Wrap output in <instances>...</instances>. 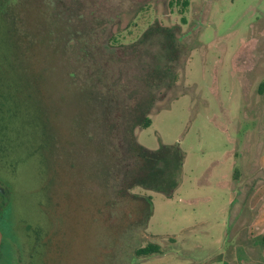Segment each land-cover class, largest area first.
<instances>
[{"label":"rangeland","instance_id":"obj_1","mask_svg":"<svg viewBox=\"0 0 264 264\" xmlns=\"http://www.w3.org/2000/svg\"><path fill=\"white\" fill-rule=\"evenodd\" d=\"M79 1L74 22L55 18L46 0L10 4L26 40L34 21L52 33L22 45L40 76L34 93L44 95L52 153L30 155L36 139L0 152L10 208L0 227L14 235L13 264H264V0H189L185 9L177 0ZM163 28L180 57L159 83ZM113 36L117 79L130 88L118 104L94 106L76 58ZM143 74L151 125L127 130L121 102L132 107L143 93L131 85ZM133 140L182 151L171 196L134 185ZM148 242L163 253L137 258Z\"/></svg>","mask_w":264,"mask_h":264},{"label":"trees","instance_id":"obj_2","mask_svg":"<svg viewBox=\"0 0 264 264\" xmlns=\"http://www.w3.org/2000/svg\"><path fill=\"white\" fill-rule=\"evenodd\" d=\"M12 1L17 0H0V152L3 153L5 147L8 150L10 146L15 150V147L20 145L21 139L30 143L36 139L30 155L37 154L43 160L47 153H52L47 124L50 118L43 108L44 95H35L34 93L35 90H38L36 86L40 83V76L38 72L34 73L28 70L25 64L26 53L22 48L23 42L26 40L23 34L24 27L22 28L16 21L17 16L15 8L12 7L14 6ZM177 2L182 9L189 5V0H177ZM79 3V0H46L47 8L52 9V15L65 22L81 20L82 13L74 12L75 5ZM21 11L23 12V10ZM32 26L34 33L32 38L27 36V43H36V35L40 40L52 35L48 28L36 24L35 21ZM116 40L117 37L113 36L109 37V40L102 41L99 45L86 44L80 57L76 58L81 67L79 65V69L74 72V75L76 73L82 78L83 89L92 94L94 106H97L100 101L118 104L120 92L127 93L129 91L128 80L124 82L117 79L116 67H118V63H114L117 55L115 49L120 46L116 44ZM67 41H70V38ZM157 45L160 52L157 57L155 75L160 77L159 83H163L167 82L171 68L175 66L177 58L180 57L178 54L180 48L178 40L169 29L165 28L157 40ZM67 47L65 54L75 59V56L71 54L74 44L67 42ZM149 78L143 74L131 84L143 91L137 100L132 101V107H127V101L123 96L121 116L122 123L127 127V130H131L136 125L142 129L151 125V118L147 115V111L152 106L154 96L150 95L152 82L149 83ZM168 84H172V78L168 80ZM24 111L26 112L25 116L17 115V112L20 114ZM97 117L98 115L93 111V122H97ZM20 124L25 125L20 127ZM36 131L39 132L36 134ZM131 147L141 161L140 173L136 176L134 185L171 196L179 183L183 161L182 151L175 145H160L159 148L152 150L134 140ZM147 199L150 200V196ZM149 209L151 210V207ZM5 232H10V229L5 228ZM162 253L161 246L153 242H148L133 251L137 258H146Z\"/></svg>","mask_w":264,"mask_h":264},{"label":"flooded vegetation","instance_id":"obj_3","mask_svg":"<svg viewBox=\"0 0 264 264\" xmlns=\"http://www.w3.org/2000/svg\"><path fill=\"white\" fill-rule=\"evenodd\" d=\"M3 183L5 181L0 176V224H2L4 227L6 226L8 222V214L10 211V208L8 207V195H7V189H4ZM1 231V238H0V263L1 261H4V264H13V247H14V235L11 232H5L0 227ZM39 234V233H38ZM37 234V235H38ZM40 238V236H37V239ZM40 246L42 243H40ZM39 252V251H38Z\"/></svg>","mask_w":264,"mask_h":264},{"label":"water","instance_id":"obj_4","mask_svg":"<svg viewBox=\"0 0 264 264\" xmlns=\"http://www.w3.org/2000/svg\"><path fill=\"white\" fill-rule=\"evenodd\" d=\"M0 238H1V231H0Z\"/></svg>","mask_w":264,"mask_h":264}]
</instances>
